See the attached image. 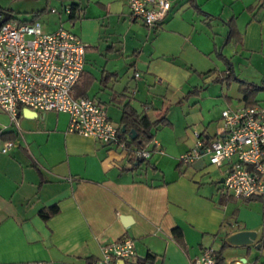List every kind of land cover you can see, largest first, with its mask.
I'll list each match as a JSON object with an SVG mask.
<instances>
[{
	"label": "crops",
	"instance_id": "obj_1",
	"mask_svg": "<svg viewBox=\"0 0 264 264\" xmlns=\"http://www.w3.org/2000/svg\"><path fill=\"white\" fill-rule=\"evenodd\" d=\"M54 1L50 7L59 24L45 31L62 25L85 43L80 81L86 84L85 96L105 108L101 86H109L107 98L119 107L118 121L116 94L155 119L167 111V102L201 97L196 94L201 80L221 85L231 72L264 84V0H170L154 26L132 18L125 0H73L82 9L73 22L64 10L70 0ZM230 17L241 34L233 45L225 43ZM129 70L133 83L126 79ZM192 87L193 94L183 98ZM219 89L198 102L208 107L218 101V126L221 109L244 104L236 79H228L226 92ZM254 98L264 108V87ZM23 109L17 128L0 110V132L14 133L12 146L0 151V264H97L102 247L124 236L133 240V255L119 264L147 253L151 264H191L203 248H217L240 229L255 230L254 239L224 246L222 264H264V194L227 198L231 195L220 183L222 165L209 163L205 155L188 163L178 156L166 159L165 143L154 135L144 147L149 156L131 164L124 149L68 131L67 113L24 115ZM210 120L205 118L201 137L215 133L218 126L207 130ZM193 142L189 137L178 155ZM54 204L56 211L39 214L41 207ZM173 227L179 228L183 244L174 238Z\"/></svg>",
	"mask_w": 264,
	"mask_h": 264
},
{
	"label": "built area",
	"instance_id": "obj_2",
	"mask_svg": "<svg viewBox=\"0 0 264 264\" xmlns=\"http://www.w3.org/2000/svg\"><path fill=\"white\" fill-rule=\"evenodd\" d=\"M125 3L129 15L147 26L158 24L170 6V0ZM49 9L55 11L54 7ZM84 51L85 43L67 27L59 25L45 31L37 18L23 21L9 15L0 22V110L16 128L21 108L62 111L68 115V131L127 151L119 124L107 116L104 105L92 97L72 94L83 68ZM220 118L212 136L201 137L194 131L192 147L180 154L178 160L188 163L205 155L209 163L223 166L220 183L233 197L264 194V108L256 104L227 106L220 110ZM12 144L11 139L3 140L0 151H7ZM135 153L146 158L150 151L142 148ZM211 251V247L203 248L191 258V264H214ZM131 255L133 240L124 236L104 245L96 263L119 264L118 260Z\"/></svg>",
	"mask_w": 264,
	"mask_h": 264
},
{
	"label": "rangeland",
	"instance_id": "obj_3",
	"mask_svg": "<svg viewBox=\"0 0 264 264\" xmlns=\"http://www.w3.org/2000/svg\"><path fill=\"white\" fill-rule=\"evenodd\" d=\"M54 2V0H0V10H8L9 13L14 17L22 19L24 17L30 16L31 11L43 7L44 9L38 13V17L39 21L41 22L42 29L48 30L59 24L57 11H51L49 9L50 5L55 4ZM61 13L63 12L61 11ZM65 24H67V22H65ZM126 79H128L131 83L134 82L133 77L130 76V70L127 72ZM97 83L98 81H96V84ZM200 84H202L203 87L198 88L199 91H197L198 93L196 94L202 95L201 97H187L188 100L186 101V99H183L180 104H172L170 102L165 103L166 105H168L166 118L169 122L158 123L155 128H152L153 135L160 138L165 143V145H163V157H165L166 159H168V156H172L174 157V159L177 156L179 157L177 150L187 144L186 141L187 139H189V137H194V131H201V129L203 128L202 126L204 125L203 122L205 118H212L207 126V130L211 133L219 124L217 122V119H214V117L219 112L218 101L214 100L213 102L215 103L209 105L208 107H205V104H203V102H198L205 94H207L208 92L210 93V91L212 90L215 91L216 94L220 92V87H222L223 91L226 92V82L225 80H222V84L220 85L219 83H215L207 79L201 80ZM101 87L103 88V94L101 95V98L105 100L104 103L107 114L110 116L113 123H117L119 107L116 104L108 101L107 92L109 90V86H106V88L103 86ZM194 99H197L196 104H192V101ZM155 155H158L157 151ZM163 162L168 163V161L166 162L164 160Z\"/></svg>",
	"mask_w": 264,
	"mask_h": 264
},
{
	"label": "trees",
	"instance_id": "obj_4",
	"mask_svg": "<svg viewBox=\"0 0 264 264\" xmlns=\"http://www.w3.org/2000/svg\"><path fill=\"white\" fill-rule=\"evenodd\" d=\"M258 7V5H256ZM253 6H248V8H252ZM66 20L69 22H73L74 20L80 18L82 15V9L81 7L78 6V3H76L73 0H70L66 3ZM42 10V9H41ZM41 10L37 11H32L31 17L29 19H21L23 21H31L33 20L38 13ZM8 11V10H7ZM9 12V11H8ZM11 15V14H10ZM13 16V15H12ZM241 41V34L239 30L236 28V25L234 23L233 17H230L227 20V31L225 34V43L233 45L236 43H239ZM215 53L218 56L224 57V55L219 51L218 48H216ZM226 68H230L229 64H226ZM224 74V73H223ZM81 75L82 71L79 75V78L77 82L74 84L73 87H75V90L72 92L74 96H81L85 95V89H86V84L85 83H80L81 81ZM223 79H226L228 81L229 78L236 79L238 81V90L242 94V100L245 105H253L256 103L255 100V94L258 90L262 89L264 87V84H255L252 82H248L245 80H242L236 76H234L231 72L224 74ZM226 81V82H227ZM195 91V88H190L186 91V93L183 95V98L189 96ZM124 95L123 94H116L113 96V100L116 101L120 105L121 113L119 117V131L120 135L122 136L123 140L125 141V146L127 147V154L128 158L131 162V164L136 163L137 165L144 161L145 158L137 156L135 151L138 149H142L145 147V145L151 140L153 136L152 128H155L158 123H166L169 122L166 118V109L160 114L155 119H149L148 116L145 113H138L136 110L133 108V106L129 103L128 100H124ZM124 125V131L120 130V125ZM129 129H133L135 131V136L133 138H130L127 135V132ZM14 137V133L9 132V131H2L0 132V139L5 140V139H12ZM149 150V149H148ZM150 151V150H149ZM180 162V161H179ZM261 195H254L250 197H245L244 199L248 198H253ZM232 197L231 196H227ZM57 206L56 204L50 205L48 207H41L39 209V214L42 217H47L49 214L53 213L56 211ZM172 234L174 238L179 242V244H183L180 239V230L177 227L172 228ZM230 244L226 238H223L221 241L220 245L212 249V256L214 258V264H222L223 262V256L221 254V250L224 246ZM151 254L147 253L144 258H136L135 260H131L130 264H143L146 260L147 257H150ZM132 258V255L130 256ZM128 260H125L127 262Z\"/></svg>",
	"mask_w": 264,
	"mask_h": 264
},
{
	"label": "water",
	"instance_id": "obj_5",
	"mask_svg": "<svg viewBox=\"0 0 264 264\" xmlns=\"http://www.w3.org/2000/svg\"><path fill=\"white\" fill-rule=\"evenodd\" d=\"M2 13H3V15L0 18V22L5 20L10 15V13L8 11H3ZM22 113L24 115H30L31 113L35 114L36 111L25 107L22 110ZM120 130L124 131V125L123 124L120 125ZM127 135L130 138H133L135 136V131L133 129H129L127 132ZM220 180H221V178H220ZM254 237H255V230L240 229V230H236V231L229 233L225 238L230 244L236 245V244L250 243L254 239Z\"/></svg>",
	"mask_w": 264,
	"mask_h": 264
}]
</instances>
